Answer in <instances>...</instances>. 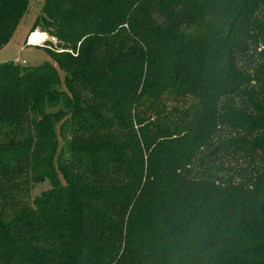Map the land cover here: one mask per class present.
<instances>
[{"label":"trees","instance_id":"1","mask_svg":"<svg viewBox=\"0 0 264 264\" xmlns=\"http://www.w3.org/2000/svg\"><path fill=\"white\" fill-rule=\"evenodd\" d=\"M38 29L51 63L0 66V264H264V0H45ZM53 63L71 97L34 116Z\"/></svg>","mask_w":264,"mask_h":264},{"label":"rangeland","instance_id":"2","mask_svg":"<svg viewBox=\"0 0 264 264\" xmlns=\"http://www.w3.org/2000/svg\"><path fill=\"white\" fill-rule=\"evenodd\" d=\"M44 4L45 0H29L28 10L21 19L16 32L12 35L7 44L0 49V66L7 63L22 64V62H25V65H21L22 67L27 66L36 68L45 63L52 62V58L45 48H59H57L56 39L50 37L46 32H42L41 29L34 32L43 34L45 37H43L44 41L41 42L40 46L26 45L34 23L42 14ZM53 65L55 69L54 74L39 77L35 81L25 84L27 88L34 89L39 95L38 102L33 110L34 116L40 117L42 111L47 114L62 109L63 106L59 94L71 97L67 87L68 71L63 67H60L57 63H53ZM49 98L52 99L51 102L49 101ZM170 104H172V102H170ZM65 142L67 143L68 141L60 140L61 147H63L65 151L64 157L66 158L67 149ZM51 189L52 186L49 180L42 183L32 184L30 194L31 204L43 193L50 191Z\"/></svg>","mask_w":264,"mask_h":264},{"label":"bare ground","instance_id":"3","mask_svg":"<svg viewBox=\"0 0 264 264\" xmlns=\"http://www.w3.org/2000/svg\"><path fill=\"white\" fill-rule=\"evenodd\" d=\"M32 36V37H31ZM43 37L44 35L43 34H40L38 32L36 33H32V35H30V42L32 44H41V42H43ZM45 38V37H44Z\"/></svg>","mask_w":264,"mask_h":264},{"label":"built area","instance_id":"4","mask_svg":"<svg viewBox=\"0 0 264 264\" xmlns=\"http://www.w3.org/2000/svg\"><path fill=\"white\" fill-rule=\"evenodd\" d=\"M32 35V34H31ZM26 45H32V46H40L41 44H32L31 42H30V37L28 38V40H27V43H26ZM21 65H25V62H22V64Z\"/></svg>","mask_w":264,"mask_h":264}]
</instances>
